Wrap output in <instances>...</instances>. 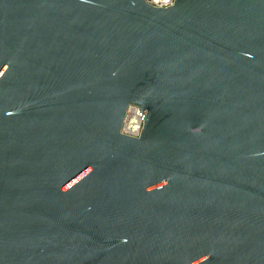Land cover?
<instances>
[{
  "label": "water",
  "instance_id": "obj_1",
  "mask_svg": "<svg viewBox=\"0 0 264 264\" xmlns=\"http://www.w3.org/2000/svg\"><path fill=\"white\" fill-rule=\"evenodd\" d=\"M0 264H264V0H0Z\"/></svg>",
  "mask_w": 264,
  "mask_h": 264
},
{
  "label": "built area",
  "instance_id": "obj_2",
  "mask_svg": "<svg viewBox=\"0 0 264 264\" xmlns=\"http://www.w3.org/2000/svg\"><path fill=\"white\" fill-rule=\"evenodd\" d=\"M147 2L156 7H169L173 5L174 0H147ZM146 117V112L136 105H130L126 111L121 132L132 137H139Z\"/></svg>",
  "mask_w": 264,
  "mask_h": 264
}]
</instances>
